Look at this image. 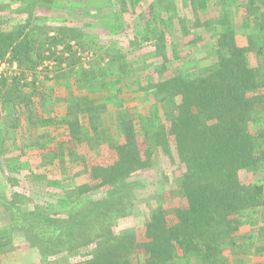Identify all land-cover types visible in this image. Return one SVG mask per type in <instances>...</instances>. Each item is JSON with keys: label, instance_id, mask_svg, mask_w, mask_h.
Returning <instances> with one entry per match:
<instances>
[{"label": "trees", "instance_id": "obj_1", "mask_svg": "<svg viewBox=\"0 0 264 264\" xmlns=\"http://www.w3.org/2000/svg\"><path fill=\"white\" fill-rule=\"evenodd\" d=\"M140 1L119 0L122 11L135 10ZM47 2L54 6L57 0ZM212 2L213 30L206 0L173 2V11L167 7L171 23L159 19L142 30L158 62L154 70L148 72L146 61L140 71L122 62L106 77L82 67L76 87L99 84L102 97L94 101L74 93L64 117L36 118V125L63 124L68 130L64 138L47 132L41 153L42 167L58 163L59 176L48 177L50 187L62 189L52 194L58 211L53 213V204H48L51 214L25 211L18 198L22 193L14 192L13 204L5 202L11 230L23 231L29 247L40 254L38 264H241L250 253L258 256L256 264H264V127H259L264 111H257L264 106V13L255 8L237 28L229 11L227 18L228 3ZM33 4L25 5L26 11ZM1 25L0 56L10 52L25 68L43 60L44 46L35 45L37 37L24 35L28 22ZM60 30L52 36L45 31L47 43L61 42L66 30ZM204 43H212L213 63L197 60L196 48ZM68 50L72 70L77 53ZM130 82L154 99L149 111L140 113L139 129L122 97ZM20 99L28 106L33 102L23 95ZM107 108L115 111L120 138L113 146L101 132L107 128L102 115ZM6 137L0 123V146ZM81 143L88 147L82 149ZM89 148L98 156H89ZM155 152L166 162L174 201L158 194L145 219L118 229L121 220L135 214L141 181L134 177L153 165ZM68 182L75 183L66 187ZM97 190L103 195H88ZM246 223L248 231L243 230ZM85 247L90 249L84 258L73 262L70 254Z\"/></svg>", "mask_w": 264, "mask_h": 264}, {"label": "rangeland", "instance_id": "obj_2", "mask_svg": "<svg viewBox=\"0 0 264 264\" xmlns=\"http://www.w3.org/2000/svg\"><path fill=\"white\" fill-rule=\"evenodd\" d=\"M189 1L141 0L135 10L122 11L119 0H57L54 6H51L47 0H0L1 28H5L7 23L28 22L24 35L29 33L31 37H37L35 45H43L45 48V57L35 67L20 66L17 60L12 59L10 52L5 56H0V123L3 132L7 134L6 143L0 146L2 149L0 151H3V154L0 153V264L40 263L39 252L36 248L29 247L23 231L10 228L9 212L5 201L9 203L14 198V192L22 193L18 198H20L19 202L22 203L25 211L31 212L34 209H40L37 212L44 215L46 214L44 212L49 209L48 204H53V206L51 205L53 209L50 207L51 210H54L53 213L58 211L56 198L52 194H59L62 189L48 185L50 173L57 172L56 175L59 176L58 163L42 167L41 153L44 150L42 147L48 144L47 132L57 138H59L58 136L64 138L67 136L68 130L63 124L36 125V118L39 116V118L49 120V118L64 117L71 105L70 99L75 96L74 93L79 96L86 95L94 101H98V97H102L104 91L99 84L81 89L76 87L75 82L82 75V67L85 70L93 68L95 73L104 74L106 77H108V72H111V68L113 72L118 71L122 62L131 64H128L130 69L140 71L143 68V61H146L148 68L151 69L148 72L154 70L153 67L158 65V62L153 56H150L153 47L151 42L144 39L142 30L147 28L150 23L156 25L160 21L159 19H167L171 23L172 16L169 12L170 9L172 10L171 4L173 2L188 3ZM219 1L228 3L227 18L230 19L229 11V15L232 13L233 23L237 28L241 27L243 16H247L251 11L255 12V8H259L257 13L260 15L264 13V0H232L233 5L229 4L230 0H217V2ZM30 3H34L31 11H26L25 5ZM206 3V10L211 12L210 21L212 23L209 27L213 30L215 29L213 21L216 18L212 9L214 5H212V0H206ZM23 5V11H19ZM6 6L9 8H1ZM167 7L170 9L167 10ZM225 8L223 12H225ZM187 12L185 8L183 13L187 15ZM251 14L253 15V13ZM175 24L179 26L176 19ZM60 29L66 30L63 40L54 46L47 43L49 41H47L48 36L45 31H49V35L52 36ZM77 40L80 41V46L76 42ZM68 49L77 53V60L73 64L72 70L68 66L70 57ZM196 51L194 52L198 54L197 60L200 64L202 62L210 64L216 59L212 43L198 45ZM120 55L123 57L122 59L112 61ZM61 56L65 58L63 61H61ZM192 63L197 62L194 60ZM193 66L192 64L191 67ZM29 83H34V89ZM134 85L135 83L130 82L126 85L129 88L124 86L126 90L124 88L122 97L139 129L140 113L146 114L149 111L148 105L153 103L154 99L145 98L143 92L135 90ZM21 95L25 99H32L31 105L28 106L25 102H21ZM101 102L105 101L101 100ZM257 111H264V106L257 108ZM114 112L108 111L107 108L102 113L107 128L101 129L105 142L109 138L112 146L120 142L119 135L116 133ZM108 114L111 118L109 131ZM262 123H259V127H264V123ZM88 134L90 135L89 132ZM138 137L142 143L143 137L140 133ZM79 146L82 149L88 147L87 144L82 143ZM102 146L106 152H111L107 144ZM142 148H144L143 145ZM87 151L89 156H98L94 149L89 148ZM76 162L81 163L80 161ZM165 166L164 159L158 152H155L153 165L138 171V175L134 179H140L141 188L136 192L135 214L128 219L121 220L118 229L134 226L133 222L138 223L145 219L150 207L156 205V195L158 194H162L164 201L173 203L174 198L171 195L174 191L169 179L165 176ZM10 167L17 169L11 170ZM261 179L264 182V174H261ZM74 183L69 184L68 182L65 185L68 187ZM92 193L95 194V197L103 195L101 190L88 195L91 196ZM73 204L75 203L73 202ZM51 210H48L50 214ZM249 229L250 224H244L243 230L248 231ZM88 249L90 247L71 253L70 259L77 263L84 258ZM258 260L257 255L250 253L241 264H256Z\"/></svg>", "mask_w": 264, "mask_h": 264}]
</instances>
